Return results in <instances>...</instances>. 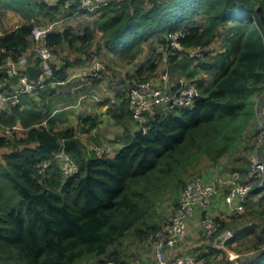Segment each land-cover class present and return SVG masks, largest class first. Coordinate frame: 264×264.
<instances>
[{
    "label": "trees",
    "instance_id": "16d2710c",
    "mask_svg": "<svg viewBox=\"0 0 264 264\" xmlns=\"http://www.w3.org/2000/svg\"><path fill=\"white\" fill-rule=\"evenodd\" d=\"M62 1L0 0V6L25 19L47 18L41 25L60 20L46 35L56 54L66 44L76 52L88 50L94 59L102 60L99 55L107 53L128 62L140 60L133 73L126 74V83L153 75L165 52L169 71L194 81L198 96L189 108L154 109L145 133L134 122L135 130L124 129L123 147L112 156L95 155L72 128L41 125L52 111L51 102L31 105L26 117L19 102L12 104L10 117L5 119L4 113L2 120L12 123L18 115L28 129L23 137H0V147H11L0 159V264H77L87 258H94L95 264H130L124 259V241L129 234L139 244L165 222L152 211L168 184L182 188L204 172H199L204 165L219 163L225 172H238L244 179L250 166L247 152L254 146L246 141H255L257 131L252 127L255 106L253 111L249 103L253 94L264 91V0H110L96 13L65 19L69 12ZM87 17H95L94 28L84 27L82 33L67 22L79 25ZM31 28L32 23L22 22L0 34V77L6 75V57L17 61L28 49L35 56ZM177 29L184 30L179 41L185 47L225 49L204 60L170 53L167 34ZM96 33L99 39L90 51ZM151 38L158 48L144 46ZM79 62V57L55 58L49 80H64L67 69ZM105 69L87 78L100 82ZM15 83V78L8 79L0 91ZM119 95V107L108 109L116 121L131 118L126 93ZM83 123L93 126L97 120L88 117ZM61 147L78 166L76 174L64 176L53 160ZM46 159L52 163L40 172L37 164ZM253 197L260 207L254 206ZM163 203L170 206L169 201ZM245 206L242 214H215L218 231L233 226V240L252 232L257 247L264 240V189H250ZM148 248L145 251H151ZM244 264H264V250Z\"/></svg>",
    "mask_w": 264,
    "mask_h": 264
},
{
    "label": "built area",
    "instance_id": "2783aa9c",
    "mask_svg": "<svg viewBox=\"0 0 264 264\" xmlns=\"http://www.w3.org/2000/svg\"><path fill=\"white\" fill-rule=\"evenodd\" d=\"M110 0H63L62 7L69 14L63 17L68 18L80 13H96L108 5ZM62 20V19H61ZM53 21L47 26L32 25L30 38L34 44V53L37 58V65L40 69L35 79H30L26 71L25 58L14 61L11 57L4 59V72L8 78H15L16 83L9 90L0 91V132L3 134L13 133L17 126L6 124L2 121V115L12 104L20 101L23 95L37 94L46 88L61 83L60 80H49L52 77V62L56 58V53L50 48L46 41V35L59 22ZM17 25H15L16 27ZM184 36V30L177 29L168 32V52H180L185 56L204 60L206 55L214 54L225 49L223 45L205 47L201 45L185 47L180 43V38ZM105 68L101 60H94L91 67L83 70V77H98ZM127 95V107L131 118L136 123L138 129L145 133L148 128V115L154 109H181L189 108L193 105L198 96V88L194 81L183 76L171 77L168 68L161 71L158 81L137 80L131 78L125 86ZM257 116L256 136L250 157V166L242 182L238 181L236 173L229 177L216 176L207 179L201 174L194 175L180 189L177 195L176 206L165 222L153 232H149L145 237V243L150 247L153 255L152 264H211L210 259L205 254L194 252L179 253L167 257L166 249L176 247L185 239L188 230L189 219L196 214L199 215V223L206 239H213V250L221 252L233 238V230L225 228L218 231V221L211 213V206L220 194L218 185L225 187L223 192L224 203L236 214L245 211V200L247 193L253 187L264 189V160L262 150L264 148V99L255 108ZM91 150L97 156H108L114 153V148L110 144L94 145ZM53 160L59 164V169L64 176H70L78 172V166L63 147L53 155ZM52 163L51 159H46L37 164L39 171H43ZM219 232V233H218ZM264 250V240L255 250L246 255L230 254L231 261L227 264H244L251 256ZM105 264H113L108 262Z\"/></svg>",
    "mask_w": 264,
    "mask_h": 264
},
{
    "label": "crops",
    "instance_id": "0c3cea01",
    "mask_svg": "<svg viewBox=\"0 0 264 264\" xmlns=\"http://www.w3.org/2000/svg\"><path fill=\"white\" fill-rule=\"evenodd\" d=\"M13 23L14 24L12 26L15 27V25H18L19 23H22V22L18 21V22H13ZM10 24L12 23L9 22L8 26ZM47 25L48 23L43 24L42 26H47ZM6 30L8 29L5 28L4 30L0 31V34ZM104 55L107 58H109V61H112V63H114V61H116L118 58L121 59V57H119L116 54L105 53ZM20 58H25L27 65H32V66L37 65V61H35V56L33 55L32 51H30L29 49L26 50V52ZM162 59L164 63L168 65V56L165 52L162 56ZM91 62L92 60L86 61L83 63V65H81L82 62H79L75 64L74 66L68 68L67 77L64 80H60L61 83H57L54 86L45 88L44 90L40 91L37 94L23 95L19 101L20 103L19 111H21V114H23L26 117V109L30 107L31 105H35L36 107L37 106L39 107V106H42V104H44L46 101L51 102L52 111L40 122L41 125L45 127H49L50 125H52L54 130H62L65 128L74 129L77 137L81 139L84 146H86V148L90 151H92L91 146L96 145L94 143H91L92 141L94 142L97 141L96 143L98 144L100 143L110 144L114 148V153L108 156H112L118 150H120L121 147H123L124 139L122 135L124 133V129H127L130 133H132L136 127L134 124V121L131 118L126 117L124 120L116 121L112 116L108 114V109H113V108L116 109L119 107V104L121 102V97L119 94L126 93L124 88L127 85V83L125 82V77H123V78L118 79L117 81L111 79L108 82V84L106 83L104 85V82L107 81L106 76L102 78L100 82H97V83L91 82L88 78L83 77L81 75V72L83 70H87L91 67ZM122 62H124L123 70H126V72H128L126 74H131L133 73L136 64H138L140 60L133 61V62H128L127 60H125V61H121V64ZM103 63L106 65L105 62ZM78 65L80 67L79 72H77L75 69V67H77ZM8 79L10 78H8L6 75L1 76L0 77V87L5 85ZM157 81H158V78L156 80H153V82H157ZM99 85H101L100 87L105 88L103 96H100L96 92V89ZM252 101H255V99L253 98ZM11 108L12 106L10 105L5 110L4 112L6 114L5 119H7V117L8 118L10 117ZM88 117H91V118L94 117L97 120V123L93 126H89V124H84L83 120ZM107 117L109 118V121L106 119ZM2 121L6 124H14L17 126V128L11 134H3L2 132H0V137L9 138V139H11L13 135H16L17 137L18 136L23 137L28 129V127H25L20 122V118L18 115L16 117L15 122L10 123L5 120H2ZM254 122H255L254 124L256 127L257 125L256 116L254 118ZM108 124H110V126L106 128ZM82 137H85L86 142H84ZM19 146L23 147L22 145H19ZM29 146L32 147L34 146V144H30ZM10 150H11L10 146L0 147V159H1L2 153L9 152ZM262 158L264 160V148L262 150ZM234 173L238 175V178H237L238 181L243 180L242 179L243 177L241 178L238 172H232V173L225 172L221 163L214 165V166H210L203 173H201V175L207 179H211L216 176L229 177ZM218 188L220 189V194L218 195L217 200L211 206V213L213 215L219 212H222L223 214H230L233 211L231 210L229 206H227L224 203L223 191H222L223 187L221 185H218ZM253 199L255 202L254 206L260 207V205H257L256 197H253ZM199 215L200 214L197 212L189 219L188 230H187L185 239L182 242L183 244L180 243L181 244L180 246L172 249L171 251L169 249L165 250V254L167 257L173 256L179 253H187V252H194V251L208 252V255L210 253L214 254L215 252H217L213 250V247H212L213 242L211 243V240H213L214 237L209 240L203 236V231L199 223ZM198 233H200L199 234L200 235L199 237L201 238L200 242L198 241V243L195 244L196 246L193 247L190 244L191 240L189 238L190 236H194V234L197 235ZM209 241H210V245L205 244L206 242H209ZM139 245H143L144 248H146V246L147 248L149 247L145 243L144 240L141 241ZM148 249H150V247ZM140 259L141 260L138 261L136 264H146V263L151 262L153 260L152 251L149 250L145 252L143 250V253L140 255Z\"/></svg>",
    "mask_w": 264,
    "mask_h": 264
},
{
    "label": "rangeland",
    "instance_id": "374dc122",
    "mask_svg": "<svg viewBox=\"0 0 264 264\" xmlns=\"http://www.w3.org/2000/svg\"><path fill=\"white\" fill-rule=\"evenodd\" d=\"M47 1L51 2V0H47ZM38 16L40 17V15H38ZM46 19L47 18L40 17L39 22H37L36 19H34V18L25 19V17L23 15H20L16 10L7 8V6L3 5V4L0 6V31L4 30L5 28L6 29L12 28L13 27L12 25L14 24L13 22L21 21V22L32 23V25H41L42 22H44V23L46 22ZM94 20H95V17L82 18V20H81L82 22H80L79 25H78V23H76L75 20L73 22L72 19H68L67 22H72V24L75 25V27H73V31L75 33H79V32L82 33L84 27L94 28ZM9 22H11L12 24H10L8 26ZM98 39H99L98 33H96L95 38L93 40V43L91 45L90 51L94 49L93 45L97 42ZM77 45L78 44H76L75 46H77ZM147 45H152V46L155 45V47H157V48L159 47V46H156L155 40L153 38H151L147 42V44L146 43L144 44L145 47H147ZM59 52L60 53H58V51H57V54H56V62H59L60 59H63V58H68L69 60L73 61L74 58L79 57V59L82 60L81 65H83V63L86 61L92 60V62H91V64H92L94 62V60H100L97 58L94 59V57L90 53H88V50L86 53H80L79 51L76 52V51H74V48L72 46L69 47L66 44L63 47L59 48ZM162 56H163V54L161 55V57L158 58V61H159L158 62V68L153 73V75L147 77L146 80H148V81L156 80L159 77L161 71L163 69H166V66L169 69V65L164 63ZM99 58L102 59L101 60L102 62L106 63V65H105L106 70L102 74V78H104L105 76L107 77V81L104 82V85L106 83L108 84V82L111 79L117 81L118 79L125 77L126 73H128V72H126V70H123L124 69V66H123L124 62H122V64H121V61H125L123 58H121V59L118 58L116 61H114V63H112V61H109V58H107L104 54H101V56L99 55ZM75 69L77 72H79V70H80L79 65L77 67H75ZM170 74H171L172 78H174V77H176V75H178V73L175 74L173 72H170ZM178 76H180V75H178ZM182 76H183V74H182ZM208 76L210 77V75H208ZM206 77H207V75H206ZM197 78H199V77H197ZM100 86L101 85H99L97 87L96 92L100 96H103L105 88H102ZM253 98L255 99V101H252ZM263 99H264V91L261 93L253 94L251 96V100L249 103L250 109H253V111H254V106H255V108H257L260 105V103L263 101ZM253 102H255V103L253 104ZM127 109H128V107H127ZM255 116H256V114H255ZM256 118H257V116H256ZM106 119L109 121L108 117ZM109 126H110V124H108L106 128H108ZM252 127L254 129L255 126L253 125ZM247 133H249V132H247ZM249 134H252V133L250 132ZM82 139L84 140V142H86L85 137H82ZM96 142L92 141L91 143H94L98 146L105 144V143L98 144ZM109 142H111V141H109ZM246 142L248 144L250 142L251 143L253 142V144H254L255 141H253V139H252V141L249 140ZM251 151H252V148L249 149L247 152V158L249 161V165L251 163L250 162ZM209 167H210V165L206 164L201 168V170L199 172H203ZM180 189H181V187H179L178 189H174L171 186V184L167 185V187L165 188V191H164V192L167 191L165 193V195H162L159 199H157L156 203L153 205V211L152 212H154V216H153L154 218H156L158 221H161V222L168 218L169 212L171 211L170 207L172 206V209L174 208L173 207V201L175 202V200H177V195H178ZM165 201H167V202L169 201L170 206L167 203H163ZM168 208H169V210H168ZM225 228L232 229L233 226H227ZM225 228H223V229H225ZM223 229L219 230V232L223 231ZM199 234L200 233H198L197 235L194 234V236H190V238H189L191 240L190 244L193 247L196 246L195 244H197L198 241L200 242L201 238L199 237L200 236ZM212 242H213V240H211V243ZM254 242H255V237H254V234L251 232V233L246 234L245 236H243L239 240H237V239L233 240L232 239L228 243L227 247L224 250H222L221 252H215L214 254L210 253L209 255L207 253V255L210 259L211 264H227V262L231 261V259H232L230 254H234V255L238 254L239 256H243V255H246L248 252L255 250L256 247H254ZM124 243L126 245L125 249H124V259L129 261L130 264H136L138 261L141 260L140 255L143 253V250L145 251V248L143 247V245L137 244L135 238L130 236L129 234H128L126 240L124 241ZM139 243H141V241ZM205 244L210 245V241L206 242ZM95 263L96 262H95L94 258H87V259L80 261L78 264H95Z\"/></svg>",
    "mask_w": 264,
    "mask_h": 264
},
{
    "label": "water",
    "instance_id": "95a60500",
    "mask_svg": "<svg viewBox=\"0 0 264 264\" xmlns=\"http://www.w3.org/2000/svg\"><path fill=\"white\" fill-rule=\"evenodd\" d=\"M26 71L28 73V77L30 79H35L36 76L38 75L40 69L38 67L32 66V65H27L26 66Z\"/></svg>",
    "mask_w": 264,
    "mask_h": 264
}]
</instances>
